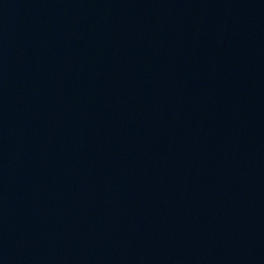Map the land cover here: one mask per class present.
<instances>
[{"label": "water", "instance_id": "obj_1", "mask_svg": "<svg viewBox=\"0 0 264 264\" xmlns=\"http://www.w3.org/2000/svg\"><path fill=\"white\" fill-rule=\"evenodd\" d=\"M0 264H264V0H0Z\"/></svg>", "mask_w": 264, "mask_h": 264}]
</instances>
